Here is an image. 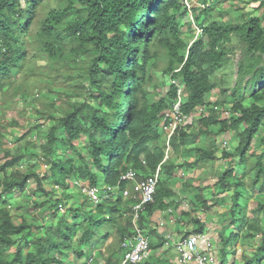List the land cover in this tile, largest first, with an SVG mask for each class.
Segmentation results:
<instances>
[{
  "label": "trees",
  "instance_id": "trees-1",
  "mask_svg": "<svg viewBox=\"0 0 264 264\" xmlns=\"http://www.w3.org/2000/svg\"><path fill=\"white\" fill-rule=\"evenodd\" d=\"M189 1L191 11L185 0H58L43 11L46 0H0V102L3 104L8 95L31 96L37 121L47 126L42 143L31 140V129L23 132L18 141L24 144L17 152L4 149L0 141V264H65L75 238L81 260L99 254L104 260H99L100 264H120L121 243L131 235L133 208L141 200L136 185L165 159L164 112L172 108L179 89L184 95V116H194L199 107L206 110L193 118L192 124L177 129L170 140V151L180 154L182 150L195 159L177 164L169 156L163 163L154 201L141 214L140 226L146 231L145 224L154 212L174 205L177 191L172 180L178 176V168L199 167L223 158L227 167L211 175L225 194L235 192L224 221L218 223L215 243L220 264H238L231 258L242 238L255 239L258 244L251 257L243 255V264H264V196L258 199L250 217L238 191L245 187L248 177L250 188L264 194V149L258 154L253 148L256 137L264 146V12L254 14L264 0L252 12L236 5L237 17L228 15L227 19L225 13L215 15L219 0H204L198 7ZM39 13L42 17L37 22ZM196 27L201 29L197 37ZM184 28L192 33L190 39ZM238 45L244 49V57L239 61L236 84L230 89L220 87L217 72L232 62ZM33 50L36 54L30 57ZM43 53L50 59L52 71L66 66L73 73L64 75L67 90L50 88L56 99L44 101L39 108L34 103L38 95L27 89V82L29 74L36 73V58ZM162 62L171 84L166 96L154 97L153 69ZM17 76L21 89L15 85ZM151 86L155 90L150 91ZM214 91H219V98L210 101ZM246 92L248 103L240 99ZM62 95L65 100H60ZM75 97L79 99L73 100ZM63 102L67 106L58 107L55 114L52 108ZM223 108L229 110V116L223 115ZM7 124L24 126L14 119ZM6 127H0V137ZM232 132L238 139L233 152L224 148L219 156L217 138ZM202 137L207 139L204 145L199 143ZM190 145L194 146L186 149ZM27 159L33 163L22 170L20 166ZM249 160L253 161L250 168ZM235 164L245 165V171L237 173ZM130 168L136 171L134 180L123 178ZM205 176L197 179L198 184L206 182ZM76 179L89 186L103 180L117 192L97 206L85 197L80 206L68 207L65 199L71 196L64 193ZM31 180L33 187L29 186ZM207 187L196 186V197L204 210L213 206L203 196ZM55 188L63 190V196L57 195ZM126 189L137 197L125 198ZM22 193V202L15 208L22 214L14 216L12 199ZM41 196L45 200H38ZM45 204H49L53 216L59 215L60 206L68 207V212H61L57 222H50L42 233L26 239L33 229L41 228L36 226L35 217L27 215ZM191 222L197 225L187 235L208 231L198 218ZM104 227L108 230L101 234ZM114 235L113 247L109 242ZM150 240L151 249L165 243L163 238L158 243ZM11 248L14 250L8 251ZM26 248H30L27 253ZM149 264L169 263L161 260Z\"/></svg>",
  "mask_w": 264,
  "mask_h": 264
},
{
  "label": "rangeland",
  "instance_id": "rangeland-1",
  "mask_svg": "<svg viewBox=\"0 0 264 264\" xmlns=\"http://www.w3.org/2000/svg\"><path fill=\"white\" fill-rule=\"evenodd\" d=\"M204 0H193L192 3H194L195 7L201 6L203 4ZM58 0H46V4L45 7L43 9V11H47L49 9L50 6H54L55 4H57ZM259 3H262V0H219L218 1V5H217V10H215V15L218 16L220 15V13H225L227 16H225L224 19L228 18V15L232 16V17H237L238 13L234 11V7L236 5H241L244 9H246V12H252L254 11V7L258 6ZM262 8H258L256 9L257 11H254L255 15H262L264 12V3L262 4ZM42 12V11H41ZM40 17H42V13L38 14L37 17V22L40 20ZM192 19V16H190ZM36 22V24H37ZM185 31V35H187V38L190 39V36L192 35V33L187 30V28H184ZM194 36L197 37V32L194 31ZM236 44V42H235ZM237 45V44H236ZM36 54L35 50L30 52V57H33ZM244 57V49H242V47H240L239 45L237 46L235 53L232 55V62L225 68H223L222 70L217 72V80L220 82V87H225V88H232L234 87V85L236 84L237 81V72H238V65H239V61ZM36 73H34V75L29 74L28 76V88L30 89L32 93H34L35 95H38V101L34 102L36 103V105L41 108L42 103L44 101H53L56 99L55 95L51 92H49L50 88L53 89H60L61 91L63 90H67V81L64 79V75L68 74V73H73L72 70L69 67L64 66L63 68H61L60 71L56 72L55 70H51L50 68V59L48 58V56L43 53L40 55V57L36 58ZM165 64L162 62L160 63L159 67L156 69H153V74H154V82L156 85V94H154V97H164L166 96L169 86L171 84V79L169 76L165 75L163 73V66ZM75 72V71H74ZM20 73V72H18ZM21 74V73H20ZM19 74V75H20ZM18 75V76H19ZM16 78V81L19 83H16L15 85L18 86V89H21L23 87L22 82L20 81V77ZM69 82V81H68ZM179 82V81H177ZM25 85V83H24ZM221 89V88H220ZM150 91L155 90V86H151L149 88ZM229 94H231L229 92ZM219 91H214L209 100L210 101H215L217 98H219ZM242 98H240L243 102L248 103L250 102V97H249V93H243ZM221 97V96H220ZM62 98V99H61ZM60 98V100H65V95H62ZM31 99L32 97H27L25 96L23 93H19L18 95L12 96V95H8L5 98H3L2 102L3 104L0 102V127L2 128V125L7 126L6 129L3 131V135L0 137V141L2 143V146L4 149H10L13 152H17L19 151V149L21 148V146L24 144V141H18V138L21 136V134H23V132H25L27 129H31V136L33 141H36L37 143H42V137L45 136L46 132H47V126L46 125H42V122L39 120L37 121L36 118V114H34V112L32 111V104H31ZM79 98H73V100H78ZM229 99V98H228ZM227 101H230L231 99H229ZM28 100V101H27ZM1 101V98H0ZM232 101V100H231ZM60 103V102H59ZM60 106H67L66 104L61 103L56 105V108L53 109L52 111L57 114L59 111L57 110L58 107ZM230 106V105H229ZM225 110V108H223ZM222 109V111L225 113L226 111H224ZM5 111V112H4ZM59 115V114H58ZM225 115L227 116V114L225 113ZM12 119L18 121L19 123H23L24 126H22L21 128H14L12 126H9L7 124V121H11ZM42 131L41 136L38 135V132ZM229 138V140L224 139L223 137H219L217 139L218 143H219V154H221L222 150L224 148H227V151L229 150V152H233L234 150V146L232 144V139L235 138V141H238L237 136L235 133H228L227 134ZM223 138V139H222ZM85 138L83 139L82 144L79 143V146H82ZM253 148L255 149V151L260 154L262 152V150L264 149V146L261 144L260 138L256 137L255 139V143L253 145ZM32 149V148H31ZM2 154L3 152L0 151V163L2 162ZM191 158V156H187V157H182V159H180V162H184V161H188ZM30 163H33V161H31L30 159L24 160V162L21 164V169L22 170H26L28 168V165ZM253 166V161L249 160L247 167L250 168ZM38 167V164H37ZM46 166H43L42 169H45ZM214 167L218 172L222 171L223 169H225L227 167V162L222 158V159H218L217 161L211 162L210 163V168ZM235 167L237 169V173H242L245 171L246 167L245 165H237L235 164ZM205 171H208L209 168H207V166H205ZM202 172V173H205ZM206 174V173H205ZM186 177V176H185ZM183 176V178H185ZM251 177H253V174H251ZM248 177L246 179L247 184L245 185V187H243L242 189H239L238 191L241 193L243 200L242 203L244 204V206L246 207V213L252 217V210L255 209V207L257 206L258 203V199L263 198L264 194L259 192V189L256 188V190L254 191L253 189L250 188L249 186V182H248ZM214 181V180H213ZM47 185H51L48 181L46 183ZM30 187H33V181L31 180V182L29 183ZM53 187V186H52ZM51 189V188H50ZM54 189V188H53ZM56 192L58 193L57 195L63 196V190L55 188ZM235 190H231L230 192H228L222 199L225 200L227 203L226 207H231L232 206V201H231V197L234 194ZM221 193V191L219 192V194ZM64 194H69L71 197L69 200H67V198L65 199L67 201V206L71 207L72 205H74L75 207L80 206L81 203H83V201L85 200V197L82 194V189L76 187H72L70 189H68V191ZM24 193L22 194H17L12 200L14 202H12L11 206L13 207V214L14 216L18 215L20 216L22 214L21 210H16L15 208L17 207L16 205L22 202V198H23ZM45 200V196H41L40 198H38V200ZM43 200V201H44ZM15 203V204H13ZM219 201V203L217 202L216 204H214L212 207L216 208V212L213 211V209H208V210H200L199 212H197L196 210H194V207H197V204L195 202L191 201H187L186 203H184L186 209L190 210V215L191 216H196V217H202L205 219L206 216L210 215L212 216V214L216 217H218L219 219H222V221H224L226 214H227V210L226 208L222 207V203ZM9 206V207H11ZM48 207L49 204H45L44 206H42V208H39V210H33L32 215L27 217H35L36 218V226H40L41 228H37V229H33L32 230V234L27 235L26 239H31L32 237L39 235L40 233L43 232L42 228L45 227V225L49 224L50 222L55 223L57 222L58 218L61 216V214H63L64 212H68L65 211L68 207L63 206L64 210L59 212V215H52L50 211H48ZM225 207V206H224ZM45 210V211H44ZM195 211V212H193ZM63 212V213H61ZM44 213V215H43ZM237 215H242L240 214L238 211H236ZM97 218L100 217L99 213L96 215ZM214 218V217H213ZM212 217H210V222H212L213 219ZM183 219H185L187 221V224H192L191 221L188 222L189 218L185 215L183 216ZM68 220L71 223H74V219L73 217H69ZM202 221V220H201ZM203 222V221H202ZM205 222V221H204ZM219 222V221H218ZM213 227H215L214 230L211 231V233L213 234V238L216 239V237H218V232L216 233V231H218L220 229V226L218 223L213 222ZM220 223V222H219ZM262 226L264 227V218L262 216V221H261ZM197 225V224H195ZM211 224H206L205 222V227L208 229V231L211 228ZM106 230H108L107 227H104L102 229H100V233L104 234L106 232ZM111 230V229H110ZM112 233H115L114 230H111ZM99 234V236L101 235ZM98 236V237H99ZM115 235L112 237V239L110 240L109 244L110 246L112 245L114 247L115 245V241H114ZM219 240V239H218ZM100 241V240H99ZM77 238L74 239L73 244H72V248L69 249L67 251V256L65 258V264H86V259L81 260L80 257L77 256ZM103 242V241H102ZM103 245L105 244L104 242L102 243ZM257 242H255V239H240L237 243V253L234 257H232L231 259H236L238 264H243V255H247L249 257H251L254 253H255V249L257 248ZM106 247V245H105ZM218 248V247H217ZM30 248H26V250L24 251L25 253H27V251ZM14 248L9 249L8 251H13ZM94 258H96V260L98 261L100 258L99 254H95L93 255ZM87 258V257H85Z\"/></svg>",
  "mask_w": 264,
  "mask_h": 264
},
{
  "label": "built area",
  "instance_id": "built-area-1",
  "mask_svg": "<svg viewBox=\"0 0 264 264\" xmlns=\"http://www.w3.org/2000/svg\"><path fill=\"white\" fill-rule=\"evenodd\" d=\"M185 3L191 11V2L185 0ZM196 28L198 36L201 34V29ZM183 101L184 95L182 90L179 89L178 97L173 103L172 108L164 112L163 125L167 133L165 159L159 164L155 172L146 175L144 180L137 184V190L141 193V200L133 208L134 228L131 231V235H126L121 243L122 261L120 264H149L151 258V240L150 236L140 226V216L146 213L147 206L154 201L161 178L163 163L169 158L171 153V137L178 128L192 124L193 118L199 117L206 110V107H199L194 116H184L181 112ZM224 111L229 116V110L225 109ZM225 113L223 112V115L226 117ZM143 163L145 164V162ZM136 175V171L130 168L123 178L134 180ZM72 182L74 187L77 186L82 189L83 196L88 197L89 202L94 206L101 204L117 192L115 187L106 184L103 180L94 186H89L84 180L79 179L72 180ZM123 195L125 198L137 197L136 194H132L128 189L123 191ZM63 210L64 207L60 206V211ZM160 225L163 226L164 221H161ZM175 252L177 255L176 264H220L221 261L219 248H217L215 239L209 231L202 234L190 233L181 236L175 243ZM86 261V264H100V261H97L94 256L87 257Z\"/></svg>",
  "mask_w": 264,
  "mask_h": 264
},
{
  "label": "crops",
  "instance_id": "crops-1",
  "mask_svg": "<svg viewBox=\"0 0 264 264\" xmlns=\"http://www.w3.org/2000/svg\"><path fill=\"white\" fill-rule=\"evenodd\" d=\"M230 137H228V135L224 136V139L229 140ZM223 139V138H222ZM217 139V144L219 146ZM207 139L206 137H202L199 140V143L204 145L206 143ZM237 143V141H235V138L232 139V144L235 145ZM194 145H190L187 146L186 149H191V147H193ZM191 154H194V151H192ZM185 152L182 153V150L180 152V154L175 153L174 151L170 153V158L174 163L177 164H181L184 162H193L195 157H191L188 161H184V162H180V159H182V157H187ZM190 155V154H189ZM218 155L220 156L221 154ZM191 156V155H190ZM217 161V160H216ZM205 166H207V168H209L208 171H205ZM205 173H202L204 172ZM216 171V169L214 167L210 168V162H204L202 164V166L199 167H193V168H188V167H183V168H178L177 170V174L178 176L176 177V179L172 180V184L174 186V188L177 191V196L174 198V205L171 206L168 210L166 211H156L153 213V216L151 217V220L146 222V232L148 235H150V237L153 239V243H158L159 238H163L165 240V243L162 247L154 249L152 248L150 251L151 254V258L149 263H151L152 261H165L168 262L169 264H176V252H175V243L178 241V239L185 235L187 233V231H193V229L196 227L195 223L192 224H187V221L185 219H183V216H187L189 218L188 222L191 221L192 219L198 218L199 220H202L203 222L205 221L206 224H211V228L209 230V232L211 233L212 230L215 229V227H213V222L215 223H219L218 221H222V219H219L218 217L214 216L212 214V216L208 215L204 218L202 217H196V216H191L190 214H187L186 212H190V210L186 209L184 203H186L187 201H191L195 202L197 204V207H194V210H198L197 212H199L200 210H203V203L197 199V195L199 192V189L196 188L197 185H206L208 186L204 192H203V196L205 197V199H207L209 202V204H216L217 202L219 203V201L222 203V207L226 208V210L228 211V209L230 207H226V201L223 200L222 198L226 195L225 192L223 191V189H221L219 186H216L215 183L217 181V178L215 176H212V172ZM206 175L207 179L206 182H199L197 179L200 176ZM183 176L185 178H183ZM205 176V177H206ZM214 180V181H213ZM102 181V180H100ZM137 188V185H136ZM221 191V193L219 194V192ZM231 199V198H230ZM232 201V199H231ZM220 203V204H221ZM225 206V207H224ZM211 210L213 209L214 212H216V208L212 207L210 208ZM184 212L186 214H184ZM210 217H214L212 220V222H210ZM164 221V225H160V222ZM204 222V223H205ZM155 225H157L155 227ZM156 231V235H151L152 231ZM218 231H216L217 233ZM212 234V233H211ZM213 235V234H212ZM217 239V237H216ZM215 239V240H216ZM101 245H99L100 247ZM83 260V259H82ZM101 260V262L103 263L104 260Z\"/></svg>",
  "mask_w": 264,
  "mask_h": 264
}]
</instances>
